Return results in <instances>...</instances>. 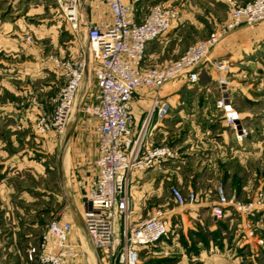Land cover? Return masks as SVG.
Listing matches in <instances>:
<instances>
[{"label":"rangeland","instance_id":"374dc122","mask_svg":"<svg viewBox=\"0 0 264 264\" xmlns=\"http://www.w3.org/2000/svg\"><path fill=\"white\" fill-rule=\"evenodd\" d=\"M156 1L165 0L153 2ZM167 1L178 8L176 20H181L176 25L180 26L179 39L170 42L168 48L170 52L175 47L178 51L170 59L176 58L189 44L206 38L228 23L227 0ZM102 6H96V13L99 19L108 20ZM81 12L83 19L90 14L85 7ZM86 44V29H70L55 0H0V136L9 153L12 152L4 164L0 161V264H35L27 259V247L40 241L50 219L65 212L70 214L72 226L79 232L68 201L79 195L80 180L92 170L93 156L89 158L88 153L93 152V148L86 143L84 153L78 154L71 145V135L66 137V134L74 120L84 118L94 122V116L71 114L61 134L53 130L38 132L36 122L40 114L52 112L55 98L65 81L64 71L56 62H73ZM260 63L262 67L257 71L261 75L244 74L247 77L241 81H249L248 88L257 94L264 93V56ZM230 66L229 61L226 73L231 72ZM241 69L251 71L245 65ZM88 78L93 85L91 76ZM167 86H162L160 94L168 89ZM256 100L257 104H264V97ZM143 103L151 108L153 101ZM170 107L161 117L157 115V108H152L140 136L147 142L152 123H160L166 118V131L162 133L167 137L148 144H167L175 152L171 159L182 160L181 150L175 143L184 139L188 129L183 124L176 126L175 117L169 120ZM241 124L247 127L249 134L250 128ZM248 134L238 141H243ZM60 153L64 176L59 174ZM164 162L141 171L155 167L161 171ZM181 177L185 179L186 187L181 189L184 198H188L189 190L196 196L193 202L185 205L176 204L169 194L170 186L176 185L174 176L162 178L161 184L156 183L151 188H142L140 183L132 188L141 190L136 192L138 202L134 208L137 214L146 216L160 210L169 222L164 241L159 240L141 251L144 264H264V218H257L258 211L264 208V189L239 196L236 189L226 190L221 180L203 175L202 171ZM218 186L227 195L255 202L252 214L245 217L226 206V216L213 217L211 210L217 202ZM248 223H254L251 235L247 233ZM80 240L85 247L84 240Z\"/></svg>","mask_w":264,"mask_h":264},{"label":"built area","instance_id":"2783aa9c","mask_svg":"<svg viewBox=\"0 0 264 264\" xmlns=\"http://www.w3.org/2000/svg\"><path fill=\"white\" fill-rule=\"evenodd\" d=\"M227 1L229 20L225 27L189 44L174 59L157 65H144L147 43L168 30L179 15L174 4L166 0L153 2L144 17L138 20L129 0H103L110 10V18L93 22L89 16L82 18L80 0H55L70 29H86L87 44L73 62H56L66 78L55 98L52 112L40 114L36 130H53L61 134L73 113L85 112L97 118L94 171L79 182L84 200L81 212L83 228L97 264H143L142 249L149 248L168 233V222L160 210L146 216L135 214L129 176L133 170L175 157V152L167 144H146L140 136L142 127L134 134L132 100L139 88L150 89L153 104L149 112L156 107L158 117L163 116L170 102L162 99V86L179 78L196 82L200 64L205 62L223 72L217 77L220 85L228 83L225 73L229 69V60L212 56L211 50L228 30L238 24L264 21V0ZM86 71L96 89L92 93V101L85 100L88 90L78 101ZM215 104L224 111L225 123L235 138L242 140L249 130L241 124L239 112L223 95L215 100ZM169 194L179 205L193 202L196 198L192 190L188 191V198H184L177 185L170 186ZM226 206L249 217L256 203L240 200L233 194L227 195L218 186L217 202L211 210L213 217L221 218ZM71 227L72 219L67 212L50 219L40 241L27 247V259L35 264H68L81 258L83 264H90L83 243L69 238ZM253 231L254 223H248L247 233L251 235Z\"/></svg>","mask_w":264,"mask_h":264},{"label":"crops","instance_id":"0c3cea01","mask_svg":"<svg viewBox=\"0 0 264 264\" xmlns=\"http://www.w3.org/2000/svg\"><path fill=\"white\" fill-rule=\"evenodd\" d=\"M129 1L133 5L136 19L140 20L155 0ZM238 1L245 2L247 0ZM98 4L104 5L102 10L110 18V10L103 0H80V6L87 9L90 13L89 18L93 22L99 19L95 10ZM180 21V18L178 21L174 20L168 30L147 43L143 58L144 65L161 64L172 58L173 55L175 56L178 49L175 47L170 52L168 48L170 42L179 39L180 26L176 27V25ZM211 55L217 58H226L230 61L231 72L225 73L228 77L227 84L220 85L218 83L217 77L223 72L216 70L208 62L200 64L199 79L196 82L190 83L184 78H179L175 82L166 83L168 89H165L161 97L171 104L167 116L169 120L175 117L174 123L176 126L179 127L180 124H183L184 127H187L188 134L182 141L175 143V146L181 150L182 160H166L162 164L161 171L157 170V167L144 171H131L129 177L133 196V210L136 215H140L137 214V209L134 208L138 202L136 192L141 190L132 189L133 186H139L138 183H140L142 188H151L156 183L161 184L163 182L162 178L165 180V178H173L174 176L176 185L180 189H184L186 187L184 185L185 179L183 180L181 176L193 174L196 171H202L203 175L217 177L218 180L222 181L226 190L236 189L239 196L255 194V192L264 189V104H257L256 100L260 96L264 97V93L257 94L253 89L248 88L249 81L241 82L244 77H247L246 75H261V72L257 69L262 67L259 64H261L260 60L264 56V22L256 24L242 22L228 30L218 44L212 48ZM243 65L249 67L251 71L241 69ZM88 75L90 76L86 71L78 92V101L83 99L87 90L88 94L85 100H93L92 93L95 91L96 85L95 83L90 85ZM222 95L226 101L231 103L232 108L239 112L240 122L250 128V133L243 141L235 139L234 134L225 123L224 111L215 104V100ZM152 96L153 92L144 87L135 92L131 104L134 115V134L138 132L137 127L139 125L143 126L149 115L150 106L148 108L143 102L152 101ZM80 113L85 112L76 114ZM152 119H155L154 115H152ZM164 122H166V118L160 123H152L147 132V144L157 143V141H162L167 137L166 134L162 133L166 131ZM96 125L97 118L95 116L94 122H91V119L78 118L71 122L67 129L66 137L71 135L69 138L71 145L74 146L78 154L84 153L86 143L89 144L90 149L91 146L93 148V152L88 153L89 158L93 156L92 170L85 178L91 176L94 171V160L97 154ZM12 139L11 137L10 140ZM5 143L0 136V161L2 164L11 157L12 153H9ZM60 162L59 174L64 176L61 153ZM161 172V177L157 179ZM68 204L71 213L75 216V224L79 229V232H77L75 227L72 226L69 238L76 242L83 239L86 243L85 248L89 250L91 263L97 264L94 250L88 242L83 228L81 212L84 207V200L81 197L80 186L79 195L71 198ZM227 212L228 209L225 210L226 214ZM257 218H264V208L258 211ZM232 219L233 217L230 218V220ZM166 220L168 222V219ZM163 239L160 241H164ZM90 250L93 252L94 258L91 256ZM83 262V259L78 258L71 260L68 264H83Z\"/></svg>","mask_w":264,"mask_h":264},{"label":"bare ground","instance_id":"6f19581e","mask_svg":"<svg viewBox=\"0 0 264 264\" xmlns=\"http://www.w3.org/2000/svg\"><path fill=\"white\" fill-rule=\"evenodd\" d=\"M85 249H86V248H85ZM86 251H87V254H88V261H89L90 264H92L91 261H90V258H89V253H88L89 250L86 249ZM90 253H91V256L93 257V254H92L93 252H91V250H90ZM93 258H94V257H93Z\"/></svg>","mask_w":264,"mask_h":264}]
</instances>
